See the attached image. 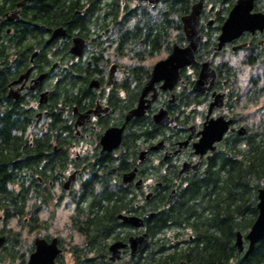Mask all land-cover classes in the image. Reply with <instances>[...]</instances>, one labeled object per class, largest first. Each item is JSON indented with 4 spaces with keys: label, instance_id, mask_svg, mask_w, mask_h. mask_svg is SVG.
Wrapping results in <instances>:
<instances>
[{
    "label": "flooded vegetation",
    "instance_id": "flooded-vegetation-1",
    "mask_svg": "<svg viewBox=\"0 0 264 264\" xmlns=\"http://www.w3.org/2000/svg\"><path fill=\"white\" fill-rule=\"evenodd\" d=\"M40 1L17 0L0 9V174L7 177L5 190L21 198L20 209H0V236L6 237L0 251L14 230L10 222L21 220L24 228L16 237L25 240V230L42 232L36 237L47 240L56 236L63 248L57 264H67L65 238L47 230L66 206L72 210L68 236L81 238L72 222L78 203L92 199L93 184L104 193L105 251L85 264H100L101 258L105 264H141L151 243L147 219L173 208L189 182L231 157L238 136L246 134L237 129L252 125V115L239 107L246 94L264 97V29L245 32L216 51L219 31L210 54L199 59L197 49L196 61L179 67L175 83L160 75L147 87L156 63L175 44H187L183 25V36L172 28L175 0H119L117 9L109 7L110 0H75V7L56 10ZM182 1L190 2L187 15L198 0ZM237 1L205 0L203 41ZM252 12L264 13V0H253ZM242 43L247 45L232 50ZM228 50H245L242 61L260 72L245 93L237 65L219 58ZM209 58L217 76L207 90L195 91L201 63ZM137 108L142 113L131 115ZM219 119L229 124L212 144L214 151L197 153L201 132ZM109 206L116 209L111 233ZM121 214L144 217L145 223L134 226ZM142 233L149 241L142 253L132 254L128 246L119 260L110 258L114 241Z\"/></svg>",
    "mask_w": 264,
    "mask_h": 264
},
{
    "label": "trees",
    "instance_id": "trees-1",
    "mask_svg": "<svg viewBox=\"0 0 264 264\" xmlns=\"http://www.w3.org/2000/svg\"><path fill=\"white\" fill-rule=\"evenodd\" d=\"M15 1L0 0V9L5 5H14ZM40 2L36 0V3ZM42 2L46 9L54 10L76 6L75 0ZM118 5L119 0L109 2L110 8L117 9ZM189 6V1H174L172 28L180 31L181 36L180 17L188 13ZM226 18H217L213 32L199 46L197 58L202 59L210 54ZM165 21L166 16L162 21L164 27ZM159 25L160 22H157L158 31ZM252 45L259 47L256 43ZM244 98L246 107L260 104L254 114L256 118L253 116L252 125L248 126L244 136H238L236 145L230 149L231 157H222L196 180L189 182L188 188L173 208L157 211L152 218L147 219L151 243L143 254L141 264H264V239L256 244L247 257L239 253L235 246L236 232L245 235L257 217L258 192L264 187V97L250 93ZM5 181L6 175L0 174V209L13 206L18 210L21 198L17 197V193L5 190ZM89 189L93 191L92 199L87 198L85 202L78 203L72 222V228L80 234L81 241L67 248L75 264L98 259V253L105 251L104 193L97 192L98 188L93 184ZM12 199L13 203L9 205ZM109 207L108 227L111 233L116 224V209ZM19 225L23 227L21 220ZM15 233L10 231L8 243L0 251V264H26L27 252L33 250L32 244H26V240L19 239ZM100 264H105L102 258Z\"/></svg>",
    "mask_w": 264,
    "mask_h": 264
},
{
    "label": "water",
    "instance_id": "water-1",
    "mask_svg": "<svg viewBox=\"0 0 264 264\" xmlns=\"http://www.w3.org/2000/svg\"><path fill=\"white\" fill-rule=\"evenodd\" d=\"M204 2L205 0H198L192 6L190 13L181 17L187 44L183 47L175 44L172 52L164 60L156 63L152 72V78L146 85L147 87L150 86L153 81L157 80L160 75H167V77H169L168 82L175 83L179 79V67L196 61L195 52L203 41V35L200 32V20ZM252 8L253 0H238L236 2L221 26L217 39V46L215 47L216 51H221L226 43L239 38L245 32L264 29V13L252 12ZM246 45L247 43L239 44L233 47L232 50L236 51V49ZM216 76L217 72L211 65V59L209 58L203 61L193 90H207L210 87L207 85L208 81L211 80V83H213ZM141 113L142 111L137 108L131 113V115H139ZM228 124V121H222L221 119L208 123L201 132L202 137L194 143L195 151L201 155L209 148L214 151L215 146L212 144L222 138L223 133L228 128ZM237 131L239 134H245L247 129L244 126H241ZM110 134L108 135L110 136ZM197 166L198 164H195L194 168ZM187 167L188 166L184 169L186 170ZM133 175L134 171L128 173L125 176V179H131ZM257 208V217L249 231L245 235L240 231L236 232L235 246L239 253H243L244 257L249 256L254 250L256 244L264 239V187L259 189ZM151 215L152 213H148L146 214V217ZM119 216L124 222H129L134 226H141L145 223L144 217L124 214ZM5 240L6 237L1 235L0 247L4 244ZM33 243L34 249L29 254L26 264H57V257L63 253V248L60 247L57 237L47 240L44 237L38 236ZM148 243L149 241L146 233L132 236L128 242H124L123 240L114 241L110 245L112 252L110 258L114 261L119 260L121 249L128 246L131 247L132 254L142 253L146 249ZM127 262L128 261H126L125 264H128ZM182 264L186 263L184 262Z\"/></svg>",
    "mask_w": 264,
    "mask_h": 264
},
{
    "label": "rangeland",
    "instance_id": "rangeland-1",
    "mask_svg": "<svg viewBox=\"0 0 264 264\" xmlns=\"http://www.w3.org/2000/svg\"><path fill=\"white\" fill-rule=\"evenodd\" d=\"M245 56V50H241V51H237L235 53H233L231 50L226 51L223 55H220L219 58L225 57L230 59L233 63H235L238 67V83H239V88L241 89L242 93H245L247 91V89L249 88L250 82L249 80L253 77H256L260 74L259 70L257 68H251L249 67L247 64H245L242 59ZM244 104V107H239V111L241 113H243L244 115H248L252 117L254 116V119L256 118V116L254 115L256 112V109L260 106L256 105V106H249L248 108L245 107L246 102H242ZM72 212L70 207H66L63 206V208L59 209L57 212V215L53 221V223L51 224V226L49 227V229L47 230V232H51L53 234L59 233L61 236H63L65 238V246L66 248H68L69 246H71L73 243L79 244L81 241V238L79 237L78 234H74V238L71 239L68 234L70 232V228H69V215ZM16 221H11L10 222V226H14V230L16 232H20V230L22 229V227H20L19 224H15ZM24 228V226H23ZM42 232H28V230H25L23 232V237H25L24 239L26 240V244H32L35 237L37 235H41ZM56 237V236H55ZM23 240V238H22ZM30 253L27 252V256L26 258H28V255ZM64 260L67 264H72L74 263V259L72 257V255L70 254V252L66 249L65 253H64Z\"/></svg>",
    "mask_w": 264,
    "mask_h": 264
}]
</instances>
